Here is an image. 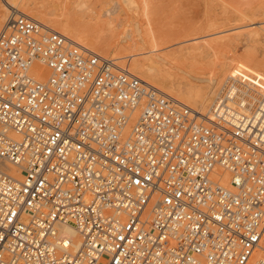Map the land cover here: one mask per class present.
<instances>
[{
  "label": "built area",
  "instance_id": "1",
  "mask_svg": "<svg viewBox=\"0 0 264 264\" xmlns=\"http://www.w3.org/2000/svg\"><path fill=\"white\" fill-rule=\"evenodd\" d=\"M219 103L203 123L13 14L0 30V163L20 178L0 167V264H264V106Z\"/></svg>",
  "mask_w": 264,
  "mask_h": 264
},
{
  "label": "rangeland",
  "instance_id": "2",
  "mask_svg": "<svg viewBox=\"0 0 264 264\" xmlns=\"http://www.w3.org/2000/svg\"><path fill=\"white\" fill-rule=\"evenodd\" d=\"M6 1L23 12L31 14L37 11L42 22L53 30H59L56 19H67L84 32L81 35L91 40L86 44L73 35L68 34V37L102 56L116 59L118 65L133 73V59L153 57L155 53L162 55L191 46L198 55L187 62H175L195 76L215 77L219 70H212L211 73L210 68L218 62L226 63L227 69L219 79L224 84L218 89V100L225 95L227 83L232 84L233 80L229 77L233 70H238L243 78L248 75L257 78L264 86V0H135L136 4L128 5V8L126 4L122 5V0H0V12L5 11L9 17L12 12L6 10L5 6L10 9ZM82 1H85V5H80ZM123 6L125 11L121 9ZM6 20H0V29ZM135 25L140 27L142 34L145 28H154L153 36L160 48L157 52L142 50L145 52L132 57L129 50L115 51L111 45H105V42L121 44L125 30ZM96 39L101 41L102 47L93 45ZM151 40L148 41L149 47ZM240 62L247 67L238 65ZM170 72L174 70L170 69ZM176 77L182 84H199L180 74ZM148 82L182 103L176 91L164 89L156 81Z\"/></svg>",
  "mask_w": 264,
  "mask_h": 264
},
{
  "label": "bare ground",
  "instance_id": "3",
  "mask_svg": "<svg viewBox=\"0 0 264 264\" xmlns=\"http://www.w3.org/2000/svg\"><path fill=\"white\" fill-rule=\"evenodd\" d=\"M6 3L10 7V9H8L5 6L6 10L11 11L12 14H11V16L8 17V15H6L5 11H3L2 13L0 12V20L7 18L5 24L7 23L9 18L12 17L13 14L25 15V16L43 24V26L47 30L62 34L64 36H66L69 40L74 42L75 44L82 46L83 48L89 50L92 53L97 54L98 56H101L104 58H110V59L114 60V62L117 64L116 59H113L111 57L102 56L101 54H99V53L89 49L88 47L82 45L80 42H77L74 39L68 37L67 36L68 34L73 35L74 37H76V39H78V41H81V42L86 43V44H89L88 41L91 40L86 35H81L83 31L78 26L70 24L67 19H59V18L56 19L57 20V28L59 30H57V29L53 30V29H50L49 26L45 25V23L42 22V20L40 19L41 15H39L37 13V11L31 12V14H30L27 12H23L22 10L15 8L14 6L10 5V1L9 2L6 1ZM121 3H122V5L126 4L127 8L131 5L136 4L135 0H122ZM80 5H85V1L80 2ZM124 6L121 8V9H124L123 11H125ZM134 11H136V10H134ZM4 25H3V27H4ZM112 28H114V27H112ZM143 31H145L144 34H142L140 27L135 25L134 27L127 28L125 30L126 35H123V37L124 36L125 37H124V39H122L121 44H113L112 45L111 43L105 42V45L106 44L111 45L113 50H115V51L116 50L117 51L123 50V52H124L125 50H129L131 52L130 56H132V57L136 56L137 54H140V53L142 54L143 52H145V51L141 52L142 50H148L150 52H157L160 48L158 47V44L155 42V38L153 36V34L155 33L154 28L152 26H149V27L145 28ZM148 39L149 40L152 39L151 43H150L151 44L150 47L147 46L148 43L150 42ZM128 42H129V44H128ZM92 43L94 46L98 45V47H102L100 40H97V39L93 40ZM103 47H105V46H103ZM121 47H123V49H121ZM194 51H196L195 48L189 46V47H185V48L176 49L170 53H166V54H162V55L155 53L153 55V57H143V58L133 59L132 60V69L135 71L136 74L133 73L132 71H130L129 69L128 70L145 82H148L151 80L156 81L157 83L162 85V87L164 89H170V91H176L178 93L177 97L179 96V98L182 99V103H181V101L179 102V100H176L175 98L174 99L177 102H179L181 105L188 107L189 110L191 112H193L194 114L198 113L199 116L200 115L203 116V119H205V120L201 119L203 123L209 122V120H210L209 118L212 117V115H213L212 112H213L215 106L220 104L219 102H221L224 99H227L228 105L234 106V108H237V110L239 107V109L243 112L251 110L255 106L256 103H259L260 106H264V86H263V84L261 85V83L258 81V79L251 76V75H248L245 78H243L242 77L243 75L241 76V74H239L240 72L238 70H233L230 72L231 75H230L229 79L233 80V82H232V84L227 83V91H226L225 95L223 96L222 100H218L217 99L218 92H219L218 89L224 84V82L221 84L219 79H220V76L227 69L226 63L225 62H220V63L218 62L213 66L212 69L210 68L211 73H212V70H213V72L215 71V69L219 70L217 76H215V77H213V76H211V77L195 76L194 74L189 72V70L179 66L175 62V60L187 62L190 59H194L198 55ZM215 53H218V52H215ZM199 55H202V53H199ZM243 63L240 62V63H238V65H241L242 67H247ZM238 65H235V66H238ZM118 66H120V65H118ZM170 69L174 70V72L173 73L170 72ZM32 71H33L32 74L34 75L35 79H37V80L45 81L47 79V77H49V72H48L47 68L45 67V65L41 64L40 62L35 63ZM177 74H180L182 77L189 78V80H191V81H196L199 84H197V85H193L192 83L182 84L181 81H179L177 79V77H176ZM227 75H228V73H227ZM238 80H240V81L238 82ZM238 88H240V89L238 90ZM158 89H159V87H158ZM159 90H161V89H159ZM238 91H239V93H238ZM162 92L164 94H167L165 91H162ZM170 93H172V92H170ZM167 95H170V94H167ZM227 95H228V97H230L232 99L228 100V98L226 97ZM221 104L223 105V103H221ZM132 123H133V121H131L126 126V128H125L126 133H129L131 126H132ZM0 162H3V161L0 160ZM0 167L2 168L3 172L8 173L15 178H20V172L18 171V169L15 165H13L11 163H0ZM227 179H228V175L224 174V178L222 179L221 183L226 184ZM146 218L148 219L149 216H146ZM58 230H59V233L69 242L71 251L76 250L77 248H79L81 246V244H82L81 236L78 234L76 228L72 224H70V223L60 224V225H58ZM74 248H76V249H74ZM255 257H263L264 258V242L262 243L260 250L255 252Z\"/></svg>",
  "mask_w": 264,
  "mask_h": 264
}]
</instances>
